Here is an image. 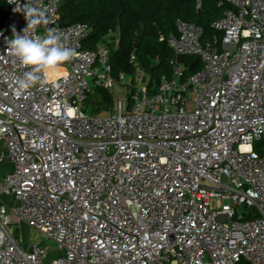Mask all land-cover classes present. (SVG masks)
<instances>
[{
	"label": "built area",
	"instance_id": "built-area-1",
	"mask_svg": "<svg viewBox=\"0 0 264 264\" xmlns=\"http://www.w3.org/2000/svg\"><path fill=\"white\" fill-rule=\"evenodd\" d=\"M61 1L6 0L0 160L12 169L0 181V264H264V0H226L209 37L177 18L173 76L158 81L134 53L130 74H113L114 35L83 48L91 27H60ZM25 4L49 20L31 35L54 29L78 55L21 92L29 69L6 48L13 27H27L14 11ZM178 55L200 69L184 76ZM97 87L126 98L111 93L106 113L90 114ZM13 220L55 247L22 246Z\"/></svg>",
	"mask_w": 264,
	"mask_h": 264
},
{
	"label": "trees",
	"instance_id": "trees-1",
	"mask_svg": "<svg viewBox=\"0 0 264 264\" xmlns=\"http://www.w3.org/2000/svg\"><path fill=\"white\" fill-rule=\"evenodd\" d=\"M199 1L197 8L196 0H67L59 14L65 24H89L91 31L82 41L83 48L95 49L105 36L115 34L117 41L110 43L113 74L122 70L134 53L137 66L151 68V77L158 81L161 76L169 79L173 76L174 55L168 36L175 33V20L194 22L203 28L204 36L209 37L215 33L212 22L230 8L226 0ZM9 11L6 0H0V27ZM184 59V76L200 69L198 57L185 55ZM89 101L109 104L112 96L110 91L97 87L89 93Z\"/></svg>",
	"mask_w": 264,
	"mask_h": 264
},
{
	"label": "clouds",
	"instance_id": "clouds-1",
	"mask_svg": "<svg viewBox=\"0 0 264 264\" xmlns=\"http://www.w3.org/2000/svg\"><path fill=\"white\" fill-rule=\"evenodd\" d=\"M15 3V0H12ZM14 11L21 12L26 19L27 27L23 34H18L13 27V35L7 40L6 51L29 71L19 79L18 90L27 92L61 65L78 55L76 49L61 43L60 35L54 29H47L44 35H31L35 29L48 24L49 20L42 10L31 4L22 8L18 5Z\"/></svg>",
	"mask_w": 264,
	"mask_h": 264
},
{
	"label": "rangeland",
	"instance_id": "rangeland-1",
	"mask_svg": "<svg viewBox=\"0 0 264 264\" xmlns=\"http://www.w3.org/2000/svg\"><path fill=\"white\" fill-rule=\"evenodd\" d=\"M115 35V34H114ZM116 38L115 36H113ZM106 90V89H105ZM109 92L108 90H106ZM112 95L115 100H123L126 98V89H113ZM90 101L87 102V112L90 114H103L106 113L107 107L112 105V101L109 104H105L103 101L101 103L95 102L94 104L90 105ZM12 163L4 158L0 160V181L2 176L6 173L11 171ZM7 199L6 197L4 198ZM10 207H12L13 203L11 202V198H9ZM10 233L14 239L21 242L22 246H27L29 240L38 241L41 244H45L52 250L55 247V243L53 240L47 239L42 234L36 233L32 231L29 227H27L24 223H18L16 220H13L12 225L9 227ZM237 264H248L246 261H241Z\"/></svg>",
	"mask_w": 264,
	"mask_h": 264
},
{
	"label": "water",
	"instance_id": "water-1",
	"mask_svg": "<svg viewBox=\"0 0 264 264\" xmlns=\"http://www.w3.org/2000/svg\"><path fill=\"white\" fill-rule=\"evenodd\" d=\"M65 3H66V1H65V0H62V1L60 2V5L63 6ZM64 25H65V22H64L63 18L60 17V19H59V26H60V27H63ZM177 61H178L179 63H181V64H184L185 59H184V57H183L182 55H178V56H177ZM191 67H192V65L189 66V68H191ZM123 69H124L128 74H130V68H129V66H128L127 63L124 64ZM146 71H147V73L151 74V68L146 69ZM93 103H94L93 101L90 102L91 105H92ZM239 211L243 212V211H244V207H243V206H240V207H239Z\"/></svg>",
	"mask_w": 264,
	"mask_h": 264
},
{
	"label": "bare ground",
	"instance_id": "bare-ground-1",
	"mask_svg": "<svg viewBox=\"0 0 264 264\" xmlns=\"http://www.w3.org/2000/svg\"><path fill=\"white\" fill-rule=\"evenodd\" d=\"M58 71V70H57ZM59 72H63L62 70H60Z\"/></svg>",
	"mask_w": 264,
	"mask_h": 264
}]
</instances>
